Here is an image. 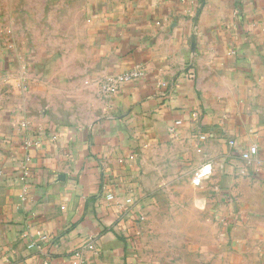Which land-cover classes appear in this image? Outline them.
I'll return each mask as SVG.
<instances>
[{
    "label": "crops",
    "instance_id": "0c3cea01",
    "mask_svg": "<svg viewBox=\"0 0 264 264\" xmlns=\"http://www.w3.org/2000/svg\"><path fill=\"white\" fill-rule=\"evenodd\" d=\"M0 264H264V0H0Z\"/></svg>",
    "mask_w": 264,
    "mask_h": 264
},
{
    "label": "built area",
    "instance_id": "2783aa9c",
    "mask_svg": "<svg viewBox=\"0 0 264 264\" xmlns=\"http://www.w3.org/2000/svg\"><path fill=\"white\" fill-rule=\"evenodd\" d=\"M141 75H142L141 69L136 67V68L131 69L125 73L118 74L116 77L110 79L109 84L113 85L116 82H122V81L130 80L132 78H136V77H139ZM22 125L24 126V123H22ZM198 137H199V139L202 140L205 138V135L199 134ZM228 144L230 145V147L235 149L240 161L243 163L242 167L239 170L241 174H247L248 169L251 171L252 174H255L258 172V170H259L258 167H255V164H256L255 156L257 153V147L254 144H250L247 147H243V148L237 147L234 140H229ZM27 145L29 146L30 143L27 142ZM211 173H212L211 165L209 163L202 164L194 172V177L192 179V182L195 185H199L201 183V181L204 180L205 178L209 177L211 175ZM27 175H28V169L24 166V167H22V178L26 177ZM106 199L112 200L113 194L107 193ZM124 202L128 203V204L131 203V198H126L124 200ZM140 218H142V217H140ZM73 256H74L76 262H78V263L82 262V252L80 249L75 250L73 252Z\"/></svg>",
    "mask_w": 264,
    "mask_h": 264
},
{
    "label": "rangeland",
    "instance_id": "374dc122",
    "mask_svg": "<svg viewBox=\"0 0 264 264\" xmlns=\"http://www.w3.org/2000/svg\"><path fill=\"white\" fill-rule=\"evenodd\" d=\"M239 165H243V163L239 160ZM248 172L249 173H251V171L248 169ZM252 177V176H251ZM233 197V196H232ZM232 197H231V199H232ZM237 211H238V209L236 208V206H235V202L233 201V199H232V202H231V214L232 215H234V214H236L237 213Z\"/></svg>",
    "mask_w": 264,
    "mask_h": 264
},
{
    "label": "water",
    "instance_id": "95a60500",
    "mask_svg": "<svg viewBox=\"0 0 264 264\" xmlns=\"http://www.w3.org/2000/svg\"><path fill=\"white\" fill-rule=\"evenodd\" d=\"M201 8H202V5H200L197 10H200Z\"/></svg>",
    "mask_w": 264,
    "mask_h": 264
}]
</instances>
